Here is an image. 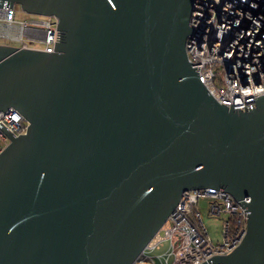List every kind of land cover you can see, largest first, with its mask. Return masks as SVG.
Wrapping results in <instances>:
<instances>
[{
	"label": "water",
	"instance_id": "1",
	"mask_svg": "<svg viewBox=\"0 0 264 264\" xmlns=\"http://www.w3.org/2000/svg\"><path fill=\"white\" fill-rule=\"evenodd\" d=\"M195 0H8L55 50L0 43V264H133L187 190L228 191L247 233L200 264H264V94L219 102L190 62Z\"/></svg>",
	"mask_w": 264,
	"mask_h": 264
},
{
	"label": "built area",
	"instance_id": "2",
	"mask_svg": "<svg viewBox=\"0 0 264 264\" xmlns=\"http://www.w3.org/2000/svg\"><path fill=\"white\" fill-rule=\"evenodd\" d=\"M190 24L194 28L186 43L189 60L211 94L225 105L233 102L237 111L253 106L264 94V0H195ZM57 28L54 15L19 19L16 4L0 0V43L52 52ZM0 122L16 136L27 131L28 122L17 108L1 110ZM10 142L0 128V153ZM203 199H208L211 214L225 215L221 241L212 239L203 221ZM247 223L248 211L230 192L213 187L187 190L133 264H200L240 245Z\"/></svg>",
	"mask_w": 264,
	"mask_h": 264
},
{
	"label": "rangeland",
	"instance_id": "3",
	"mask_svg": "<svg viewBox=\"0 0 264 264\" xmlns=\"http://www.w3.org/2000/svg\"><path fill=\"white\" fill-rule=\"evenodd\" d=\"M17 7V17L19 19H24V20H40L44 18V15H39V14H33L29 13L21 8L20 4H16ZM32 45H37V46H42L41 43L38 42H31ZM199 210L201 212L203 221L205 224L208 226L210 234L212 239L215 242L221 241L223 238L222 234V222L223 219L225 218V215H213L209 212L208 210V199H203L201 200L199 204ZM179 244L178 239H176V245ZM164 251V250H159ZM154 253H157V251H154Z\"/></svg>",
	"mask_w": 264,
	"mask_h": 264
}]
</instances>
